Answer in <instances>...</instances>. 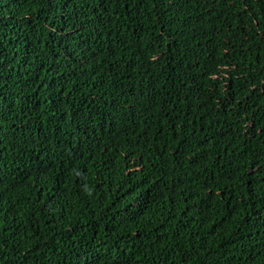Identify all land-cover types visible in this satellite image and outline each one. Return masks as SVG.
Here are the masks:
<instances>
[{
	"label": "trees",
	"instance_id": "obj_1",
	"mask_svg": "<svg viewBox=\"0 0 264 264\" xmlns=\"http://www.w3.org/2000/svg\"><path fill=\"white\" fill-rule=\"evenodd\" d=\"M0 264H264V0H0Z\"/></svg>",
	"mask_w": 264,
	"mask_h": 264
}]
</instances>
